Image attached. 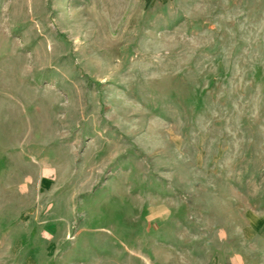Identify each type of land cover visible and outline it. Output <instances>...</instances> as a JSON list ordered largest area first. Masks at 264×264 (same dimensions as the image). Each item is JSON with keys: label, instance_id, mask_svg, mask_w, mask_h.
Returning <instances> with one entry per match:
<instances>
[{"label": "rangeland", "instance_id": "1", "mask_svg": "<svg viewBox=\"0 0 264 264\" xmlns=\"http://www.w3.org/2000/svg\"><path fill=\"white\" fill-rule=\"evenodd\" d=\"M72 243L264 264V0H0V264Z\"/></svg>", "mask_w": 264, "mask_h": 264}, {"label": "crops", "instance_id": "2", "mask_svg": "<svg viewBox=\"0 0 264 264\" xmlns=\"http://www.w3.org/2000/svg\"><path fill=\"white\" fill-rule=\"evenodd\" d=\"M157 250L161 248L162 243L158 239L154 241ZM88 249L92 252L86 259H83L82 254L85 247L78 243H72L70 250L62 251L61 264H98L99 262L106 261L108 264H171V259L162 258L160 254L156 253V248L146 250L143 247L134 245L122 244L121 247H113L109 251H102L99 246L88 244ZM114 250V251H113ZM71 253V254H70ZM164 261V263H163ZM212 264H222L213 262ZM225 264V263H224ZM228 264H243L240 260H233Z\"/></svg>", "mask_w": 264, "mask_h": 264}]
</instances>
